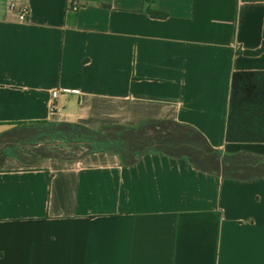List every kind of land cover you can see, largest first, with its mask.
Returning a JSON list of instances; mask_svg holds the SVG:
<instances>
[{
	"label": "crops",
	"instance_id": "1",
	"mask_svg": "<svg viewBox=\"0 0 264 264\" xmlns=\"http://www.w3.org/2000/svg\"><path fill=\"white\" fill-rule=\"evenodd\" d=\"M237 70H264V0H0V134L172 120L263 161L264 142L226 140ZM56 146L19 145L1 164L0 264H264V163L224 177Z\"/></svg>",
	"mask_w": 264,
	"mask_h": 264
},
{
	"label": "trees",
	"instance_id": "2",
	"mask_svg": "<svg viewBox=\"0 0 264 264\" xmlns=\"http://www.w3.org/2000/svg\"><path fill=\"white\" fill-rule=\"evenodd\" d=\"M149 13L154 17L163 16L157 10H149ZM226 140L264 142V70L233 72ZM1 142L6 146L0 147V167L17 146H36L41 142L55 143L56 148H83L84 153L113 152L127 165L137 162L146 153L166 154L183 158L203 172L224 177H236L245 165L264 163V160L254 161L250 154H228L214 149L197 129L172 120H149L134 127L113 125L98 129L71 122L18 123L0 134Z\"/></svg>",
	"mask_w": 264,
	"mask_h": 264
},
{
	"label": "rangeland",
	"instance_id": "3",
	"mask_svg": "<svg viewBox=\"0 0 264 264\" xmlns=\"http://www.w3.org/2000/svg\"><path fill=\"white\" fill-rule=\"evenodd\" d=\"M85 152L83 148L72 149L70 147H55L52 148L51 153L60 154L63 156H80Z\"/></svg>",
	"mask_w": 264,
	"mask_h": 264
},
{
	"label": "built area",
	"instance_id": "4",
	"mask_svg": "<svg viewBox=\"0 0 264 264\" xmlns=\"http://www.w3.org/2000/svg\"><path fill=\"white\" fill-rule=\"evenodd\" d=\"M9 8L11 11L17 12L18 17L21 21L25 20L29 13V6L27 5H23L19 7L15 3H12ZM57 93H58L57 91H54L53 96L54 97L57 96Z\"/></svg>",
	"mask_w": 264,
	"mask_h": 264
}]
</instances>
